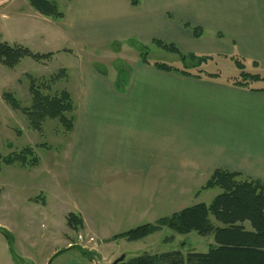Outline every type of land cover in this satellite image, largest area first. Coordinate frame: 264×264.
<instances>
[{
  "label": "crops",
  "instance_id": "obj_1",
  "mask_svg": "<svg viewBox=\"0 0 264 264\" xmlns=\"http://www.w3.org/2000/svg\"><path fill=\"white\" fill-rule=\"evenodd\" d=\"M61 11L62 18L52 19L28 0H7L0 17L13 30L6 42L40 54L54 46L63 56V78L73 79L65 86L76 105L74 125L55 180L68 181L74 206L47 214L61 220L65 247L74 245L65 219L70 211L84 221L77 234L106 245L110 257L126 256L127 245L145 238L115 235L188 206L185 200L215 169L264 179V90L158 70L159 61L148 56L154 48L167 51L161 41L184 54L235 55L251 73L264 74V0H67ZM144 49L148 63L141 61ZM84 55L93 57L85 65ZM120 60L127 72L122 87ZM101 62L111 65V78ZM49 195L43 208L61 198Z\"/></svg>",
  "mask_w": 264,
  "mask_h": 264
},
{
  "label": "rangeland",
  "instance_id": "obj_2",
  "mask_svg": "<svg viewBox=\"0 0 264 264\" xmlns=\"http://www.w3.org/2000/svg\"><path fill=\"white\" fill-rule=\"evenodd\" d=\"M53 1L57 3L60 10H63L67 2V0ZM6 4L7 0H0V12ZM0 31L3 34L1 35L0 33V42L9 41L13 38L11 36L13 30L10 24L8 22L4 24L1 21V17ZM18 44L25 46L24 44ZM50 47L51 58L48 63H46L45 58L36 60L30 56L21 58L14 67H7L0 63V154L6 155L12 151H19L25 145H30L39 157L37 165L32 167H21L17 164L7 165L4 163L1 165L0 264H46L49 259H51L49 264H111L118 258L119 254L110 257L107 255L109 248L106 245L101 244L100 247H97L93 237H85L83 235L85 234L84 232L83 234H77L83 228L74 231L75 233H72L69 239H72V244L83 245L84 249L86 248V250L92 252L93 259L82 255L77 248L73 247V249L61 252L54 257H52L53 255L48 257L46 262H44L45 257L52 249H56V252H58L67 248L64 246L65 234L61 233L63 231L61 220L49 221L47 214L53 210L57 212L67 208L71 210L74 206L73 200L69 198L73 190L68 192L66 185L68 181H64L61 176L60 180L59 178L55 180L56 177H59L57 173H62L65 167L60 164L64 160L65 144L63 142L65 141L66 131L56 119H47L40 129H35L30 123L28 113L23 111V108L29 109L32 104V95L29 90L31 84L40 86L44 92L52 94L55 90L67 89L66 87L73 82L72 78L66 80L61 74L54 82L50 81V88L44 87L43 84L46 83L50 76L55 75L62 63H64L63 56L58 57L56 48L54 46ZM31 51L38 52L36 50ZM143 51H147V49ZM66 56L75 62L73 55L67 54ZM148 56L151 61L164 62L180 68L185 63L181 61L177 54L162 49L155 50L154 48ZM233 56H215L206 62H202L199 67L206 72L218 73L216 77L223 82H227L230 77L239 76L240 73L234 63L236 56ZM128 57L130 56L128 55ZM90 59H93V57L90 58L84 55L81 64L85 65L91 61ZM241 61L245 64L246 72L255 71L243 59ZM93 63L91 62L90 65L93 66ZM118 63L122 66L126 65L122 61ZM98 66L107 68L111 78L112 69L109 63L101 62ZM188 71L197 73V69L193 67L189 68ZM66 84L67 86H65ZM254 85L264 86V82H253L252 86ZM6 94L16 98L20 108H15L6 99ZM56 163V166H52ZM203 186L200 189L197 188L198 190L192 199L185 200L188 206L200 202L209 204L221 192L220 187L203 188ZM49 194L61 195V198H53L52 201L48 202V206L43 208V197L51 198ZM189 198L191 197L189 196ZM188 206H184L179 210ZM165 210L162 212V217L179 211L176 210L167 215ZM211 219L213 220V217ZM145 221L144 223H147L150 220ZM245 225L250 228L248 223ZM50 228L56 231L51 232L49 231ZM144 238L143 244L142 242L139 243L142 247L134 245V243L127 245V249L130 251L124 256V261L144 252L149 254H160L173 250H180L183 254L189 251L207 252L209 246L213 243L212 235L202 236L195 231L187 234H178L168 227H162ZM96 248L101 251L100 253L103 257L100 261L98 256L95 255Z\"/></svg>",
  "mask_w": 264,
  "mask_h": 264
},
{
  "label": "trees",
  "instance_id": "obj_3",
  "mask_svg": "<svg viewBox=\"0 0 264 264\" xmlns=\"http://www.w3.org/2000/svg\"><path fill=\"white\" fill-rule=\"evenodd\" d=\"M28 2L44 16L52 19L63 17V12L53 0H28ZM131 3L136 5L139 0H131ZM193 33L195 36H199L201 28L194 27ZM157 42L167 51L177 54L185 63L180 68L164 62H154L153 66L156 69L179 72L197 78L218 76V73L206 72L199 67L202 62L212 58L211 56L184 54L172 44ZM50 55L51 53H35L28 47L19 44L0 42V63L7 67H14L24 56L38 60L48 58ZM234 60L240 73L239 76L230 77L231 84L255 91H263L264 86L254 87L252 83L264 82V74L246 72L245 64L240 58L236 57ZM141 61L148 63L147 53L144 51L141 53ZM191 67L197 69V73L188 71ZM117 70V85L122 87L125 82L126 69L118 64ZM61 74H64V69L50 76L43 84L44 87L50 88V81L54 82ZM29 90L32 95V104L29 109L23 108V111L28 113L30 123L35 129H40L47 119H56L66 132L72 130L76 105L67 89L61 88L51 94L44 92L40 86L31 84ZM5 97L15 108H20L16 98L9 94H6ZM38 162L39 157L30 145H25L19 151H12L6 155L0 154V168L2 163L32 167ZM212 187H220L221 192L209 204L200 202L169 216L161 217L155 222H147L115 235L116 237H125L128 240H138L160 230L162 227H168L178 234L195 231L202 236L212 235L213 243L207 252L189 251L186 254L180 250L160 254L144 252L115 264H264V179L250 177L225 168H217L203 186V188ZM65 219L69 229L78 231L83 228V219L79 213L70 211L66 214ZM246 223L249 224L250 228L245 225ZM72 247L77 248L82 255L93 259V253L89 250L76 245L69 248ZM69 248L61 249L52 257Z\"/></svg>",
  "mask_w": 264,
  "mask_h": 264
},
{
  "label": "water",
  "instance_id": "obj_4",
  "mask_svg": "<svg viewBox=\"0 0 264 264\" xmlns=\"http://www.w3.org/2000/svg\"><path fill=\"white\" fill-rule=\"evenodd\" d=\"M124 256H125V254H121V255L118 256V258H116L111 264H115V263H117V262H119V261H122L123 258H124ZM50 261H51V259H49L48 262H47L46 264H49Z\"/></svg>",
  "mask_w": 264,
  "mask_h": 264
}]
</instances>
